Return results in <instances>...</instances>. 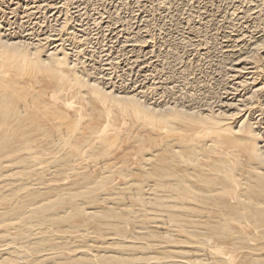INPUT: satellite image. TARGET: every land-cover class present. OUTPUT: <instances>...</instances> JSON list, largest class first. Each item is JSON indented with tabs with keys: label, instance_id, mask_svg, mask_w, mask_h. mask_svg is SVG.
<instances>
[{
	"label": "bare ground",
	"instance_id": "6f19581e",
	"mask_svg": "<svg viewBox=\"0 0 264 264\" xmlns=\"http://www.w3.org/2000/svg\"><path fill=\"white\" fill-rule=\"evenodd\" d=\"M67 21L0 22V264H264V35L218 109L188 112L106 90Z\"/></svg>",
	"mask_w": 264,
	"mask_h": 264
},
{
	"label": "rangeland",
	"instance_id": "374dc122",
	"mask_svg": "<svg viewBox=\"0 0 264 264\" xmlns=\"http://www.w3.org/2000/svg\"><path fill=\"white\" fill-rule=\"evenodd\" d=\"M47 1L52 2L49 3L51 7L43 10L42 6L47 5ZM249 1L3 0L1 8L5 16L0 14V22L4 29L12 30L16 37L34 39L55 34V29L63 23L61 21L68 20V29L73 30L78 40L75 47H72L75 44L66 45L68 42H65V48L80 52L86 70L90 69L97 77L104 78L102 83L106 85V90L120 94L150 92L144 101L148 100L147 103L152 107L178 105L175 108L184 107L188 112H205L206 109L216 111L230 92L229 80L235 69L236 59L246 55L250 47L249 40L264 35V1ZM13 3L20 5L13 14L15 16L7 9L14 8L15 5H11ZM35 5H41L39 13L42 15L35 13L34 17L26 16L24 9ZM256 8L260 11L259 18L256 19L262 24L256 23L257 20L253 17ZM63 14H67V17ZM47 25H50L49 29ZM257 29L260 30L256 31ZM263 97L264 94L255 100L256 107L264 106ZM258 101L262 102L261 105ZM258 108L252 112L256 120L260 117ZM261 121L257 124V127L260 126V129L257 128L258 132L264 130V119ZM260 134L264 140V131Z\"/></svg>",
	"mask_w": 264,
	"mask_h": 264
}]
</instances>
